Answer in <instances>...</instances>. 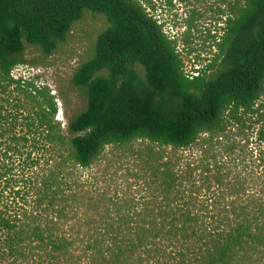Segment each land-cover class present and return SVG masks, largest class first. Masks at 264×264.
Segmentation results:
<instances>
[{
    "label": "trees",
    "instance_id": "trees-1",
    "mask_svg": "<svg viewBox=\"0 0 264 264\" xmlns=\"http://www.w3.org/2000/svg\"><path fill=\"white\" fill-rule=\"evenodd\" d=\"M161 10L184 49L213 20L197 76ZM87 13L107 27L65 131L51 89L11 74ZM125 163L132 184L101 186ZM0 264H264V0H0Z\"/></svg>",
    "mask_w": 264,
    "mask_h": 264
},
{
    "label": "rangeland",
    "instance_id": "rangeland-1",
    "mask_svg": "<svg viewBox=\"0 0 264 264\" xmlns=\"http://www.w3.org/2000/svg\"><path fill=\"white\" fill-rule=\"evenodd\" d=\"M174 13L177 17L164 10L159 11L161 22H167L165 32L171 37L180 38L179 51L185 61V70L187 72L201 70L213 59L216 52L213 48V40L208 37L209 32L205 31L206 28H210L212 32H215L213 20L202 22L199 30L192 32L190 46L184 49L181 37L185 31L183 20L186 16L183 11ZM106 27L105 17L87 13L74 26L67 41L59 46L58 51L52 57L45 59L36 51L29 49L27 59L31 64L24 65L22 72L17 75L18 78H35L37 85L48 86L51 89L52 95L58 98L59 117L57 116V120L61 122L65 131H68L69 120L86 106L84 98L71 85V77L78 66L91 57L96 39ZM131 165L125 163L119 167V170L115 167L112 170L113 177L108 178L107 182L101 186L104 188L109 186L111 193H114L113 190L116 188L124 190V187L133 182H127V168L132 167Z\"/></svg>",
    "mask_w": 264,
    "mask_h": 264
},
{
    "label": "built area",
    "instance_id": "built-area-1",
    "mask_svg": "<svg viewBox=\"0 0 264 264\" xmlns=\"http://www.w3.org/2000/svg\"><path fill=\"white\" fill-rule=\"evenodd\" d=\"M22 70H23V66H18V67H16L13 71H12V74H11V76H12V78L13 79H15V80H19L20 78H18V73L20 72H22ZM192 76H197L198 75V73H193V71H192Z\"/></svg>",
    "mask_w": 264,
    "mask_h": 264
},
{
    "label": "clouds",
    "instance_id": "clouds-1",
    "mask_svg": "<svg viewBox=\"0 0 264 264\" xmlns=\"http://www.w3.org/2000/svg\"><path fill=\"white\" fill-rule=\"evenodd\" d=\"M59 117V116H58Z\"/></svg>",
    "mask_w": 264,
    "mask_h": 264
}]
</instances>
